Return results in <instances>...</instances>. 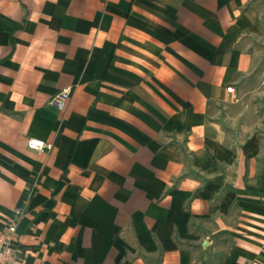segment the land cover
<instances>
[{"label":"crops","instance_id":"1","mask_svg":"<svg viewBox=\"0 0 264 264\" xmlns=\"http://www.w3.org/2000/svg\"><path fill=\"white\" fill-rule=\"evenodd\" d=\"M12 223V264H264V0H0Z\"/></svg>","mask_w":264,"mask_h":264},{"label":"built area","instance_id":"2","mask_svg":"<svg viewBox=\"0 0 264 264\" xmlns=\"http://www.w3.org/2000/svg\"><path fill=\"white\" fill-rule=\"evenodd\" d=\"M226 91L229 94L234 93V89L232 87H226ZM71 93L70 88H66L58 93L51 100V104L58 110H62L64 104L69 98ZM26 147L31 151H36L38 153L42 151H50L52 149V145L50 143H46L44 141L29 138L26 142ZM16 231V226L14 223L9 224L6 229L0 234V264H12L14 261V250L11 247V242L14 238Z\"/></svg>","mask_w":264,"mask_h":264}]
</instances>
